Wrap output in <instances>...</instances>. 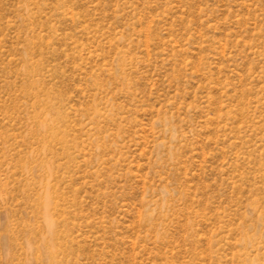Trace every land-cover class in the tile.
Listing matches in <instances>:
<instances>
[{"label": "rangeland", "instance_id": "obj_1", "mask_svg": "<svg viewBox=\"0 0 264 264\" xmlns=\"http://www.w3.org/2000/svg\"><path fill=\"white\" fill-rule=\"evenodd\" d=\"M0 264H264V0H0Z\"/></svg>", "mask_w": 264, "mask_h": 264}]
</instances>
